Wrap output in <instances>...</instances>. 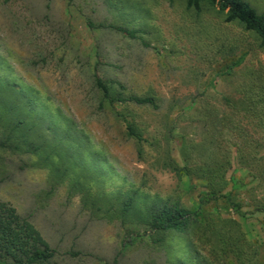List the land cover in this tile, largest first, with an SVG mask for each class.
Returning a JSON list of instances; mask_svg holds the SVG:
<instances>
[{"label": "rangeland", "instance_id": "1", "mask_svg": "<svg viewBox=\"0 0 264 264\" xmlns=\"http://www.w3.org/2000/svg\"><path fill=\"white\" fill-rule=\"evenodd\" d=\"M186 4L0 0V201L52 263L264 264V48ZM167 201L202 217L146 235Z\"/></svg>", "mask_w": 264, "mask_h": 264}, {"label": "trees", "instance_id": "2", "mask_svg": "<svg viewBox=\"0 0 264 264\" xmlns=\"http://www.w3.org/2000/svg\"><path fill=\"white\" fill-rule=\"evenodd\" d=\"M175 0H171L174 2ZM187 9H194L197 13L202 12V5H207L216 9L225 16V22L237 23L247 32L254 33L260 47L264 48V13H260L257 8L248 0H187ZM108 28L122 33L125 37L133 40L141 39V31L130 30L123 27L109 26ZM240 65L243 59L239 61ZM97 87L104 93L105 99L116 101L111 98L108 85L97 77ZM120 102L126 100H119ZM127 101L137 105H146L158 108L153 97H131ZM23 124V122H20ZM131 136L138 142H142V137L132 126H128ZM230 201L229 196H222ZM134 204V196L128 197L123 202V215L129 214ZM238 208L236 205L234 206ZM241 212L240 209H238ZM202 217L200 208L196 210H186L179 202L167 201L159 206L153 204L150 207L148 217V229L145 234L158 232H186L193 219ZM57 251L52 249L41 233L28 220L19 215L16 208L6 202L0 201V264H55L52 263L57 255ZM71 256H78V253L70 252Z\"/></svg>", "mask_w": 264, "mask_h": 264}]
</instances>
